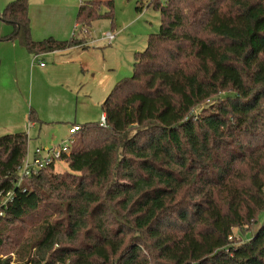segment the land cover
<instances>
[{"label":"trees","instance_id":"obj_1","mask_svg":"<svg viewBox=\"0 0 264 264\" xmlns=\"http://www.w3.org/2000/svg\"><path fill=\"white\" fill-rule=\"evenodd\" d=\"M143 1L159 29L100 104L106 124L72 134L69 169L16 188L29 137L0 135V191L15 190L0 264H264V0ZM28 7L0 19L33 56L87 45L95 19L115 27L113 0H86L73 37L35 40Z\"/></svg>","mask_w":264,"mask_h":264},{"label":"crops","instance_id":"obj_2","mask_svg":"<svg viewBox=\"0 0 264 264\" xmlns=\"http://www.w3.org/2000/svg\"><path fill=\"white\" fill-rule=\"evenodd\" d=\"M6 1L7 2H4V4H0V11L4 8L5 3H8L12 0ZM81 2L82 0L79 1L80 4ZM62 6L64 9L67 8V5H60L57 6L56 9L61 10L60 7ZM143 9L138 11V13L131 15V19L124 25H121L119 20L116 19L115 27L112 28L115 38L109 45H112L115 40V46L118 44H124V41L126 40L125 36H131V41L127 42V48L125 49L128 68L130 62L133 59L134 53L138 52L139 49H141L140 47H143L142 45H145L149 35L147 32L146 23L145 25L140 23L134 26V24L141 20V15L145 10ZM29 16L30 34L35 37L33 38L35 40H42L47 36H51L62 41L73 37L72 35L74 33L76 22L73 20L71 14L65 15L62 13L61 15L52 18L50 21L49 18H46V13L38 12V16H36L34 13L28 10V17ZM12 30L13 28L11 25L3 22L0 19V36H9L7 40H2L0 38V108L4 107L3 110L7 111L5 108L8 106L11 107V110L8 112L10 116H7V119L0 123V132L14 131L15 126H17V128L21 126L20 129L26 130L24 122L19 120L21 116L19 119H12V114L14 111L12 108L16 104L17 110L20 111L21 106L19 104V98L20 95H22L23 90L26 88L27 64H29L31 58L34 56L32 54H28L23 47L17 44V41L10 40ZM125 31H128L126 35L124 34ZM39 34H41V36H39ZM99 54L100 52L98 49H95L93 46L87 44L84 46L79 45L69 47L63 50H54L37 56V59L40 57H48L50 60V63L44 64L43 66L40 65L41 61H39L38 70H40L41 75H56V81L52 86L53 88H60L56 94L59 96V102L63 104L62 108L68 106L70 103L72 104L70 98L73 95V87H75V89L78 91H82L83 94L87 96V101H90V99L94 97L98 99L95 101L102 103L104 98L111 91L113 84L118 80L117 78H119V75L124 73L123 69H119L118 71L110 73L109 75L104 74L102 77L101 75L103 70L101 69L98 72L96 69L97 66H94V61H90V58L99 57ZM35 61L36 60L33 59L32 62L34 63ZM123 64L124 62H122V65ZM48 66H52L53 68H48ZM109 67L105 69H109L111 71V66ZM50 119V123H55L54 120H62L63 124L67 122V129H69V127L75 123L81 125L76 120L69 123L68 120H65V118L62 116H54ZM36 126V122L33 121L30 125V129H32V127L35 128ZM65 126L66 125L64 124L62 127ZM39 129L40 130L38 131L37 136L41 137L40 133L42 132L43 128L39 127ZM29 130H26L27 136L29 134ZM50 134L48 135V139L46 141L44 140V145H38L36 147L48 148L49 146L57 145L61 141L65 140L64 138L57 139L55 134Z\"/></svg>","mask_w":264,"mask_h":264},{"label":"rangeland","instance_id":"obj_3","mask_svg":"<svg viewBox=\"0 0 264 264\" xmlns=\"http://www.w3.org/2000/svg\"><path fill=\"white\" fill-rule=\"evenodd\" d=\"M79 1L80 0H28V10H30L32 13H34L36 16H38V12L46 13V18H49L51 21L52 18L61 15L64 13L65 15L71 14L73 17V20L76 22V16L78 12L79 7ZM86 1V0H82ZM4 2H7L6 0H0V4H4ZM114 2V17L115 20H119L121 25H124L126 22H128L131 19V15L134 13H138V10H136V0H113ZM146 5V0L143 1ZM6 4V3H5ZM60 5H67V8L64 9V7H60L61 10L56 9L57 6ZM145 9V10H144ZM144 13L141 15V20L137 22L135 25L142 23L147 27L148 33H155L159 29V12L152 7L145 6L144 7ZM104 9H102V12ZM30 18V16H29ZM76 27V26H75ZM76 28H74L75 31ZM88 45L93 46L95 49H98L100 52L99 57L96 58H90V61H94V66H97L96 69L103 70L102 77L104 74H110L113 72L118 71L119 69H123L124 73H121L119 75L118 80L123 77H128L132 73V61L130 62L129 68L127 65L126 60V51L127 48V42L131 41V36H125L126 40L124 41V44H118L115 46L116 40L113 42L112 45H109L107 42L103 41L102 33L112 31L111 28V20L105 19V18H98L95 19L91 23V25L88 27ZM72 31V30H71ZM133 32V31H132ZM135 32V30H134ZM128 33V31H125V35ZM41 36V34H39ZM31 37H33L31 35ZM35 38V37H33ZM70 38V37H69ZM17 44H19L17 42ZM146 45V43H145ZM145 45H142L143 47H140L139 51L143 50L145 48ZM20 46V45H19ZM92 48V47H90ZM36 60L34 63L32 62L33 59ZM29 64H27V78H26V88L23 90L22 95H20L19 98V104L21 106L20 111L17 110L16 104L12 108L13 114L12 119H20L24 122L25 128L28 131L30 129V125L32 124V120L29 119L31 109H33V114L37 118L38 122H36L37 126L35 128L32 127V129L29 130V142L27 150L29 153L32 154V150L36 146L44 145V140L46 141L48 139V135L55 134L57 139L61 138H67L70 136L69 132L67 131L68 123H64L66 126H64L62 120H54L55 123H50L49 119L53 118L54 116H62L65 118V120H68V122H74L75 120L82 124L87 121L90 122H97V120L100 119L101 116V107L100 104L95 100H98L96 98H91L90 101H87V96L83 94L82 91H78L73 87V95L71 96V102L68 106L62 108V103L59 102V96L57 93L58 90H60L59 87H54L53 84L55 83V76L54 74L46 76L41 75L39 68V61L43 62L44 64L50 63V60L48 57H40V58H34L32 57ZM118 62V63H117ZM122 62L124 64L122 65ZM111 66V71L109 69H105L107 67ZM52 66H48L50 68ZM53 68V67H52ZM110 68V67H109ZM41 77V81H40ZM117 80V81H118ZM32 81V85H31ZM38 83V84H37ZM114 86V85H113ZM113 88V87H112ZM3 108H0V123L5 121L7 119V116L9 115V110H11V107L8 106L5 108L7 111L3 110ZM96 119V120H94ZM51 121V119H50ZM60 121V122H59ZM17 122V121H16ZM7 124V123H6ZM22 125V126H24ZM51 126V127H49ZM39 127L43 128L42 132L40 133V136H37L38 131L40 130ZM21 126L17 128L15 126L14 131H1L0 134L4 133H12L15 131H24L26 130L20 129ZM55 129V130H53ZM50 134V135H51ZM47 135V136H46ZM54 169L57 172H63L69 169L67 167V163L63 160H57L54 164ZM263 218V216L260 218ZM260 223H257L254 226V230L259 227ZM233 233L235 235V241L240 242L242 240L249 239L253 235V230L247 231L245 234H241L240 231L236 228H233ZM241 235V237H240ZM12 257V259H15V254L10 253L8 254ZM7 254H2L0 257H6Z\"/></svg>","mask_w":264,"mask_h":264},{"label":"built area","instance_id":"obj_4","mask_svg":"<svg viewBox=\"0 0 264 264\" xmlns=\"http://www.w3.org/2000/svg\"><path fill=\"white\" fill-rule=\"evenodd\" d=\"M101 36V39L108 44H111L115 38L113 31L102 33ZM34 58H37V56H34ZM40 65L43 66L44 63L41 62ZM100 123L102 125L106 124V118L104 114H101L100 116ZM79 129V125H72L68 129L70 136L65 138V140L61 141L59 144L49 146L48 148L35 147L32 150V154L26 152V156L23 158L22 163L18 166V175L13 182V186L16 188L21 187L24 179L37 173L41 168L48 165L49 163L57 161L65 153H69L70 147L74 142V137L72 134L76 133ZM14 194V189L0 191V218L5 214L6 209L13 201ZM232 236H230L229 239H232Z\"/></svg>","mask_w":264,"mask_h":264}]
</instances>
